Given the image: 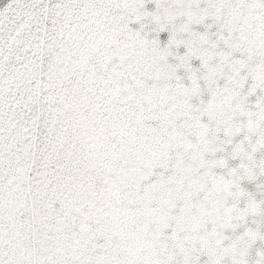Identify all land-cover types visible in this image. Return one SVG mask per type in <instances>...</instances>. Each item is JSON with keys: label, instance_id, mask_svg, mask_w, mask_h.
Instances as JSON below:
<instances>
[{"label": "snow or ice", "instance_id": "1", "mask_svg": "<svg viewBox=\"0 0 264 264\" xmlns=\"http://www.w3.org/2000/svg\"><path fill=\"white\" fill-rule=\"evenodd\" d=\"M0 264H264V0H0Z\"/></svg>", "mask_w": 264, "mask_h": 264}]
</instances>
